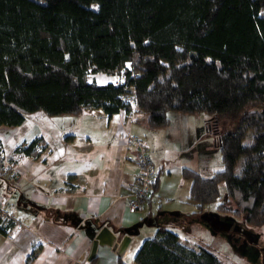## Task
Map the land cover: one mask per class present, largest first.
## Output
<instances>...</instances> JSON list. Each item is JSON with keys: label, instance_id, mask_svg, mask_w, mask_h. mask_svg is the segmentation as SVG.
<instances>
[{"label": "trees", "instance_id": "1", "mask_svg": "<svg viewBox=\"0 0 264 264\" xmlns=\"http://www.w3.org/2000/svg\"><path fill=\"white\" fill-rule=\"evenodd\" d=\"M97 72L120 79L99 83ZM88 108L108 115L135 108L151 128L169 124L171 109L211 112L224 166L211 175L184 166L189 198L197 212L217 201L219 211L264 224V0H0V126L21 124L39 109L55 115ZM46 147L39 135L15 152L38 157ZM14 224L0 217L1 232ZM134 258L224 264L163 226Z\"/></svg>", "mask_w": 264, "mask_h": 264}, {"label": "crops", "instance_id": "2", "mask_svg": "<svg viewBox=\"0 0 264 264\" xmlns=\"http://www.w3.org/2000/svg\"><path fill=\"white\" fill-rule=\"evenodd\" d=\"M98 73L92 77L96 79ZM100 77L99 83L116 80L110 74ZM55 115L78 117L64 121L60 147L52 146L40 125L27 126L26 118L16 126H0V151L11 159L13 171L7 179L0 168V175L12 182L9 186L0 176V198L15 218L8 233L0 231V264H136L135 253L143 239L160 226L176 231L187 245H207L186 231L189 224L202 219L196 202L189 198L192 178L183 174L184 166L172 169L171 162H164L172 149L162 150L157 131L167 124L151 128L135 108L112 115L102 108ZM123 129L142 138L153 162L161 164L138 210L129 208L128 196L139 166L127 158L135 147H128L119 135ZM39 135L47 140V147L38 157L15 152L19 144ZM156 156L159 160L154 161ZM104 224L125 229L131 240L122 255L99 245L89 261L93 238Z\"/></svg>", "mask_w": 264, "mask_h": 264}, {"label": "rangeland", "instance_id": "3", "mask_svg": "<svg viewBox=\"0 0 264 264\" xmlns=\"http://www.w3.org/2000/svg\"><path fill=\"white\" fill-rule=\"evenodd\" d=\"M106 74L100 72L96 75V79L100 81V76ZM112 77L116 78L115 81L120 79L118 75H112ZM168 114L169 124L157 131L158 137L164 143L162 150L172 149L169 156L162 154L167 159L164 162H171L172 169L186 165L205 175H211L215 170L223 168V156L218 137L209 127V122L214 116L211 112L206 110L184 112L171 109ZM70 118L78 117L49 115L39 109L27 113L25 122L27 126L40 125L45 135L50 139L52 146L58 145L60 147L61 141L65 137L64 125L66 122L64 121ZM252 137L253 131L250 130L245 142H250ZM176 150L180 153L179 155H176ZM157 158L156 156L154 161ZM244 160V155H241L235 167L236 173L241 171ZM160 165L156 164V169ZM164 172L167 171L164 170ZM1 177L3 178V176ZM6 178L9 179L10 177L6 176ZM3 180L12 186V182L5 180V178ZM219 189L223 200H226L225 181L219 183ZM216 205L217 201L211 202L205 206L202 212L200 211L201 213L198 212L202 220H195L187 226L186 231L189 236L192 239L194 237L199 240L202 239L200 241L207 244L206 246L217 253L226 263L236 264L235 261H238L237 264H264V224H248L245 222L244 216L233 212L219 211Z\"/></svg>", "mask_w": 264, "mask_h": 264}, {"label": "built area", "instance_id": "4", "mask_svg": "<svg viewBox=\"0 0 264 264\" xmlns=\"http://www.w3.org/2000/svg\"><path fill=\"white\" fill-rule=\"evenodd\" d=\"M119 135L124 138L128 147L131 145L135 147V153L127 154V158L135 160L139 166V171L135 174L130 184L128 204L131 210H138L142 208L145 199L151 192L153 181L157 177V170L149 153V149L142 138L125 129L120 131ZM0 166L2 172L7 177L13 175V171L9 169V162L5 159L3 153L0 155ZM11 216L12 214L4 207L3 201L0 198V217L5 219Z\"/></svg>", "mask_w": 264, "mask_h": 264}, {"label": "water", "instance_id": "5", "mask_svg": "<svg viewBox=\"0 0 264 264\" xmlns=\"http://www.w3.org/2000/svg\"><path fill=\"white\" fill-rule=\"evenodd\" d=\"M131 240V235L125 229H113L108 224L102 225L93 238L88 260L91 261L97 254L99 245H108L118 255H122ZM81 264V263H76Z\"/></svg>", "mask_w": 264, "mask_h": 264}]
</instances>
